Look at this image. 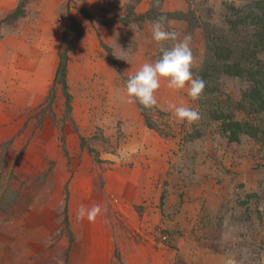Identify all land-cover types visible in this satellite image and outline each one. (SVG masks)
Listing matches in <instances>:
<instances>
[{
	"label": "rangeland",
	"instance_id": "374dc122",
	"mask_svg": "<svg viewBox=\"0 0 264 264\" xmlns=\"http://www.w3.org/2000/svg\"><path fill=\"white\" fill-rule=\"evenodd\" d=\"M256 1L0 0V264H69L75 234L91 230H101L104 264H264V113L234 105L248 83L215 75L193 100L162 79L157 105L143 106L158 131L125 89L175 43L152 40L160 17L191 36L197 77L225 40L239 55L252 35L239 22ZM19 5L23 17L7 20ZM68 15L80 38H62ZM63 50L70 110L54 82ZM169 104L200 119L178 120ZM221 112L257 137L230 141ZM82 205L101 214L78 219Z\"/></svg>",
	"mask_w": 264,
	"mask_h": 264
},
{
	"label": "trees",
	"instance_id": "16d2710c",
	"mask_svg": "<svg viewBox=\"0 0 264 264\" xmlns=\"http://www.w3.org/2000/svg\"><path fill=\"white\" fill-rule=\"evenodd\" d=\"M231 10L236 12L233 8ZM252 10L253 11L246 12L243 21L239 22L243 35L246 34L245 32L247 30H252V35L244 37L242 41L243 46H240L238 49L239 55L234 59L232 58L236 52L226 49L225 45L230 47H232V45L225 40L223 42V47L220 48V50H224L225 54L222 53L220 56L218 53L219 56L217 58L214 57L211 63H205L204 72L199 73L198 77L203 79V81H207L206 79L214 80L215 75L217 76L220 74L245 80V82L248 83V88L241 95V101L234 104L235 108L245 113L248 111L251 113H264V1H256ZM23 15L24 6L19 5L7 15L6 19L15 21L23 17ZM67 19L69 27L65 30L62 38L64 39L67 33L72 32H76L77 37L80 38L82 35L81 25L72 15H68ZM227 26L229 30L235 29V25L229 22H227ZM222 40V38L215 39L217 43L222 42ZM219 47L215 45V50L218 51ZM258 54L261 55L260 58H258ZM58 59L54 82L61 86L66 97V106L68 110H70L71 102L66 83V50L59 52ZM215 62L217 66L212 64ZM210 83H212V81ZM137 104L147 126L150 129L158 131V129L152 125L151 119L147 116L144 107L139 104V102ZM215 118L223 120L222 129L223 132L229 133L230 141H237L239 135L243 133H248L251 137H257L258 129L256 127H253L248 122L236 121L231 112H229V116L221 112ZM160 133L162 134V132ZM260 133L264 139V131Z\"/></svg>",
	"mask_w": 264,
	"mask_h": 264
},
{
	"label": "clouds",
	"instance_id": "9594fccd",
	"mask_svg": "<svg viewBox=\"0 0 264 264\" xmlns=\"http://www.w3.org/2000/svg\"><path fill=\"white\" fill-rule=\"evenodd\" d=\"M152 40L161 43L165 41L175 42L170 48H161L160 57L154 62L144 63L135 74L129 76L125 82V89L129 102L138 101L145 108L156 106L158 101L155 96L162 79L167 80L170 89L180 90L187 87V94L197 100L205 88L203 79L193 76L191 71L193 55L190 48L191 36L184 35L179 39V34L169 31L165 27V18L160 17L151 25ZM169 110H174L178 120L194 122L200 119L197 110L184 106L168 105ZM101 214L100 205L91 208L80 206L77 210V218H87L94 221Z\"/></svg>",
	"mask_w": 264,
	"mask_h": 264
},
{
	"label": "crops",
	"instance_id": "0c3cea01",
	"mask_svg": "<svg viewBox=\"0 0 264 264\" xmlns=\"http://www.w3.org/2000/svg\"><path fill=\"white\" fill-rule=\"evenodd\" d=\"M91 231H94V233L92 234ZM91 231L87 232L88 234L84 239L80 237L83 235L75 234V237L79 236V239H75L74 243L70 247L68 259L69 264H104L103 254L105 250L103 249H105L106 245L102 242V233H100L101 230H99V232H97V230ZM92 236L97 237L91 241Z\"/></svg>",
	"mask_w": 264,
	"mask_h": 264
}]
</instances>
